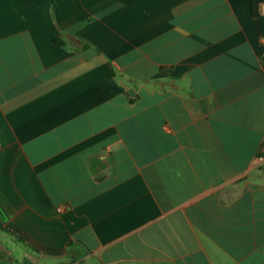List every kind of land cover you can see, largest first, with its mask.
<instances>
[{
    "label": "crops",
    "instance_id": "1",
    "mask_svg": "<svg viewBox=\"0 0 264 264\" xmlns=\"http://www.w3.org/2000/svg\"><path fill=\"white\" fill-rule=\"evenodd\" d=\"M251 1L0 0V264H264Z\"/></svg>",
    "mask_w": 264,
    "mask_h": 264
},
{
    "label": "trees",
    "instance_id": "2",
    "mask_svg": "<svg viewBox=\"0 0 264 264\" xmlns=\"http://www.w3.org/2000/svg\"><path fill=\"white\" fill-rule=\"evenodd\" d=\"M260 4H264V0H252L251 1V11L253 16H259L258 8ZM57 43L62 44L60 41L56 40ZM86 47H89L86 45Z\"/></svg>",
    "mask_w": 264,
    "mask_h": 264
}]
</instances>
